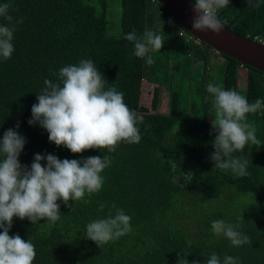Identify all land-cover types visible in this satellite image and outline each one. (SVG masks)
Here are the masks:
<instances>
[{"label":"trees","instance_id":"1","mask_svg":"<svg viewBox=\"0 0 264 264\" xmlns=\"http://www.w3.org/2000/svg\"><path fill=\"white\" fill-rule=\"evenodd\" d=\"M109 1L119 4L118 29L111 27L110 14L117 12L109 11ZM5 3L14 20L23 23L15 26L11 58H0V140L9 129L24 137L19 160L29 169L36 154L79 161L108 155L111 160L101 173V190L85 193L90 202L57 201L60 219L55 223L13 218L9 235L33 243V264H178L180 255L188 253L189 264H206L212 254L221 262L232 256L238 264H264V72L189 41V32L180 37L183 27L157 0H0V6ZM217 16L236 35L264 40V0H229ZM6 23L0 17V25ZM133 30L138 36L151 30L164 41L160 51L149 53L150 66L124 38ZM82 59H91L106 87L122 92L129 109L143 116L136 125L139 143L121 141L114 152L72 153L50 142L38 122L29 124L44 81L59 82V70ZM218 71L224 90H235L250 104L262 102L244 121L256 129L257 144L249 142L230 154L248 161L243 177L214 170L211 159L216 113L210 111L213 97L206 86L215 85ZM143 82L156 86L153 113L140 111ZM181 123L186 128L175 132ZM116 209L131 218L130 232L100 246L86 238L88 223L115 215ZM214 220L239 223L237 230L250 243L236 247L223 235L217 237L211 229Z\"/></svg>","mask_w":264,"mask_h":264},{"label":"clouds","instance_id":"2","mask_svg":"<svg viewBox=\"0 0 264 264\" xmlns=\"http://www.w3.org/2000/svg\"><path fill=\"white\" fill-rule=\"evenodd\" d=\"M228 5L229 0H196L193 29L219 34L225 25L218 18L217 10ZM10 7L8 3L0 6V17L8 22L0 25V58L4 60L13 54L16 24L23 23L22 18L14 20L9 14ZM181 30L188 34L186 29ZM188 36H192L196 44L202 43L193 35ZM124 38L133 43L134 55L146 58L145 63L149 66L153 63L149 53L160 51L164 44L161 35L151 30L140 36L133 30ZM256 40L264 44L259 36ZM58 76L59 82L44 81L45 87L37 94L38 103L32 106L33 118L29 120L30 125L38 122L47 130L50 142L65 146L72 153L88 149L114 152L121 141L129 144L140 142L136 125L143 122V116L129 109L122 92L115 87H106L107 81L91 59L62 67ZM206 91L213 97L210 111L214 109L216 113V118L211 120L217 133L212 142L214 170H231L235 176H246L248 161L243 157L230 158V154L242 151L249 142L257 144L256 129L244 121L247 114L262 108V102L256 100L250 104L235 90H224L212 83L206 86ZM25 142V138L13 129L7 130L0 140V229H3L0 233V264H33L36 256L30 240L25 242L18 234L14 237L9 235L14 217L28 218L34 224L40 220L55 223L60 219L57 201L62 199L68 205L70 200H84L85 193L90 196L99 192L104 183L101 173L111 165L108 155L103 159L97 156L79 161L60 160L52 154H36L29 169L19 160ZM45 160L47 163L43 166L41 162ZM185 176L187 179L192 175ZM103 207L101 203L100 210ZM130 219L122 209H116L115 215L110 213L106 219L88 223L86 238L99 246L107 244L131 231ZM239 228V223L229 224L223 220L211 223L212 232L217 237L223 235L236 247L250 243L249 237L237 230ZM188 254L180 255L178 264H189ZM193 264H199V261ZM206 264H238V261L225 256L221 262L216 254H212Z\"/></svg>","mask_w":264,"mask_h":264},{"label":"water","instance_id":"3","mask_svg":"<svg viewBox=\"0 0 264 264\" xmlns=\"http://www.w3.org/2000/svg\"><path fill=\"white\" fill-rule=\"evenodd\" d=\"M174 20L200 42L219 54L236 59L241 64L264 72V44L248 37H241L224 26L219 33L193 29L195 2L192 0H157ZM225 25V24H224Z\"/></svg>","mask_w":264,"mask_h":264},{"label":"rangeland","instance_id":"4","mask_svg":"<svg viewBox=\"0 0 264 264\" xmlns=\"http://www.w3.org/2000/svg\"><path fill=\"white\" fill-rule=\"evenodd\" d=\"M108 5L110 7L109 11L117 12L116 15L113 14L111 16V14H110L111 27L114 26V29L115 28L118 29L119 28V22H120V9L118 6L119 4L116 2H113L112 4H110V1H109ZM218 62L220 63L219 65H221V63L223 64V59L221 58V61L219 60ZM220 68L221 67H219V69ZM148 83H151V82H148ZM215 85L220 86L222 88V72L221 71H218V73H217V80L215 81ZM240 86H241V89H244L246 86V82L241 81ZM155 87L156 86H154V85L145 84L144 82L142 83L141 101H140V111L142 113H146V114H148L150 112L153 113L152 102H153V95H154ZM167 98H168V95L164 94L163 95V101H164L163 106L166 105L165 103L167 101ZM163 110H165V108H163ZM215 117H216V115H215ZM185 125L186 124H184V123L178 124L176 129H175V132L183 131L186 128V127H183Z\"/></svg>","mask_w":264,"mask_h":264},{"label":"built area","instance_id":"5","mask_svg":"<svg viewBox=\"0 0 264 264\" xmlns=\"http://www.w3.org/2000/svg\"><path fill=\"white\" fill-rule=\"evenodd\" d=\"M185 36H187V35L185 34V31H184V30H181V31H180V37H185ZM187 38H188L189 41L194 40V38H193L192 36H187Z\"/></svg>","mask_w":264,"mask_h":264},{"label":"crops","instance_id":"6","mask_svg":"<svg viewBox=\"0 0 264 264\" xmlns=\"http://www.w3.org/2000/svg\"><path fill=\"white\" fill-rule=\"evenodd\" d=\"M220 10V9H219Z\"/></svg>","mask_w":264,"mask_h":264}]
</instances>
